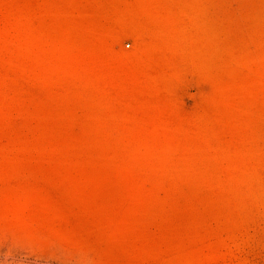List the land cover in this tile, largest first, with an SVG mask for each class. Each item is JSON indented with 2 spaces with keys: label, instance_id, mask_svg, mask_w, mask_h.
I'll return each instance as SVG.
<instances>
[{
  "label": "rangeland",
  "instance_id": "374dc122",
  "mask_svg": "<svg viewBox=\"0 0 264 264\" xmlns=\"http://www.w3.org/2000/svg\"><path fill=\"white\" fill-rule=\"evenodd\" d=\"M0 264H264V0H0Z\"/></svg>",
  "mask_w": 264,
  "mask_h": 264
}]
</instances>
